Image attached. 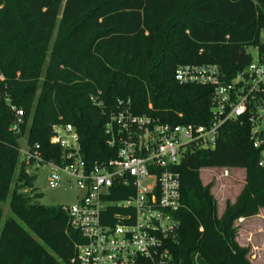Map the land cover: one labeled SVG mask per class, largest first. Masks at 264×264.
<instances>
[{"label": "trees", "instance_id": "obj_1", "mask_svg": "<svg viewBox=\"0 0 264 264\" xmlns=\"http://www.w3.org/2000/svg\"><path fill=\"white\" fill-rule=\"evenodd\" d=\"M262 30L264 0H0V264H76L83 240L63 206L39 202L20 139L60 162L52 128L70 124L88 162L109 160L117 149L105 127L119 101L160 124L207 125L212 89L178 83L176 69L217 65L230 81L251 63L249 50L262 49ZM11 107L24 111L17 134ZM258 162L247 128L232 122L213 150L196 149L179 166L180 228L167 244L174 264H251L234 223L264 208ZM203 168L246 172L221 215Z\"/></svg>", "mask_w": 264, "mask_h": 264}, {"label": "built area", "instance_id": "obj_2", "mask_svg": "<svg viewBox=\"0 0 264 264\" xmlns=\"http://www.w3.org/2000/svg\"><path fill=\"white\" fill-rule=\"evenodd\" d=\"M264 31V30H262ZM257 59L230 81L217 65H180V84L212 89L207 125L160 124L135 115L119 101L105 130L114 158L90 163L70 124L52 128L51 145L62 149L60 162L45 161L39 145L20 149L21 162L31 170L49 167L48 188L61 187L62 176L73 179L79 201L63 206L70 226L83 237L76 246V264H174L167 244L179 232L182 208L179 166L196 149L213 150L221 131L232 122L248 130L252 148L264 167V39ZM101 106L102 103H95ZM9 128L20 133L24 111L11 107ZM228 178L231 169L210 168Z\"/></svg>", "mask_w": 264, "mask_h": 264}, {"label": "rangeland", "instance_id": "obj_3", "mask_svg": "<svg viewBox=\"0 0 264 264\" xmlns=\"http://www.w3.org/2000/svg\"><path fill=\"white\" fill-rule=\"evenodd\" d=\"M264 39V31L261 32V40ZM249 53L254 61L257 59V51L252 48ZM22 150L26 149V141L20 139ZM35 176V188L42 195L39 202L47 207L72 206L76 204L81 193L73 179L62 176L61 187L52 190L48 188L47 177L51 173L49 167L31 172ZM246 172L243 169H231L228 178H220V172L210 168L200 171V180L204 185L212 184V193L218 205V213L221 215L227 202L234 204L245 187ZM5 216L8 213V205L4 206ZM237 231L236 243L248 253L251 264H264V208L259 210L253 218H242L234 223Z\"/></svg>", "mask_w": 264, "mask_h": 264}]
</instances>
